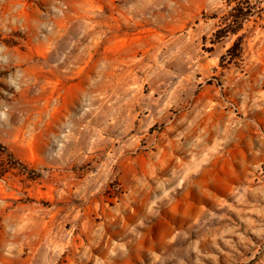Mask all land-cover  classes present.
I'll list each match as a JSON object with an SVG mask.
<instances>
[{
	"label": "rangeland",
	"instance_id": "1",
	"mask_svg": "<svg viewBox=\"0 0 264 264\" xmlns=\"http://www.w3.org/2000/svg\"><path fill=\"white\" fill-rule=\"evenodd\" d=\"M225 4L0 0V264H264V15L223 66Z\"/></svg>",
	"mask_w": 264,
	"mask_h": 264
},
{
	"label": "trees",
	"instance_id": "2",
	"mask_svg": "<svg viewBox=\"0 0 264 264\" xmlns=\"http://www.w3.org/2000/svg\"><path fill=\"white\" fill-rule=\"evenodd\" d=\"M227 11L223 16H213L219 20V26L214 34V43L228 37L238 36L227 55L222 58L223 66L241 58L243 35H239L251 20L262 19L264 15V0H226ZM225 63V64H224Z\"/></svg>",
	"mask_w": 264,
	"mask_h": 264
}]
</instances>
